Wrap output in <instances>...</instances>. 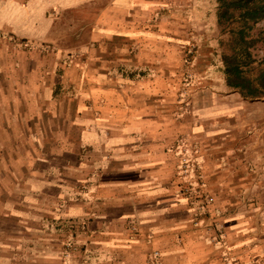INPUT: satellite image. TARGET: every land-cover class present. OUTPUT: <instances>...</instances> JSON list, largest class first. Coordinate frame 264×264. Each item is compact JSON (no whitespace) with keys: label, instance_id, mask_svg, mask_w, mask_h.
Returning a JSON list of instances; mask_svg holds the SVG:
<instances>
[{"label":"crops","instance_id":"0c3cea01","mask_svg":"<svg viewBox=\"0 0 264 264\" xmlns=\"http://www.w3.org/2000/svg\"><path fill=\"white\" fill-rule=\"evenodd\" d=\"M159 4L0 0V33L62 50L90 44L95 58L87 104L80 99L71 127L56 130L57 145L3 200L0 264H148L152 249L162 264H264V97L228 85L219 2L195 0L214 10L219 69L197 88L198 116L177 123L176 39L153 27ZM181 133L200 146L196 161L215 206L231 209L228 258L193 225L177 176Z\"/></svg>","mask_w":264,"mask_h":264},{"label":"rangeland","instance_id":"374dc122","mask_svg":"<svg viewBox=\"0 0 264 264\" xmlns=\"http://www.w3.org/2000/svg\"><path fill=\"white\" fill-rule=\"evenodd\" d=\"M196 6L195 0H160L154 16L157 17L153 25L156 31L169 33L176 39V52L169 58V65L175 70V81L179 86L174 116L180 125H184L183 116H198L197 88L205 80L215 79L219 69L212 45L214 38L209 37L213 33L209 23L214 10L211 6L207 10ZM263 21L258 22L252 30L256 39L252 49L257 59L264 56ZM227 42H224L225 50ZM88 46L90 44L82 49L62 50L50 42H24L7 32L0 33V209L5 208L6 201L3 200H6L7 193L18 192L21 181L31 175L35 160L57 145L56 130L71 127L69 121L80 99L83 98L87 104V82L91 77L89 71H93L89 63L95 61L92 55L94 50L91 51ZM254 66L258 67L255 74L259 68H264V65L258 66L257 63ZM28 106V116H21ZM186 119L187 124L191 123L190 117ZM184 135L186 133L179 134L176 142V147H179L177 176L180 178L181 193L189 199L193 225L204 233L207 241L217 248L226 249V217L231 209L221 210L215 206L210 186L196 161L200 146L192 137ZM183 146H187L188 155L197 164L195 180L198 186L191 191L187 189L180 167ZM192 193L198 194L199 198L192 200ZM130 225L137 233L136 223L132 221ZM226 250L223 257L228 258L230 254L228 248ZM156 251L162 264L163 256L159 249L149 251L148 264Z\"/></svg>","mask_w":264,"mask_h":264},{"label":"trees","instance_id":"16d2710c","mask_svg":"<svg viewBox=\"0 0 264 264\" xmlns=\"http://www.w3.org/2000/svg\"><path fill=\"white\" fill-rule=\"evenodd\" d=\"M219 26L229 34L223 53L224 71L229 86L239 89L244 96L255 99L264 97L263 58L257 59L252 46L254 26L264 19V0H218Z\"/></svg>","mask_w":264,"mask_h":264},{"label":"built area","instance_id":"2783aa9c","mask_svg":"<svg viewBox=\"0 0 264 264\" xmlns=\"http://www.w3.org/2000/svg\"><path fill=\"white\" fill-rule=\"evenodd\" d=\"M187 146H183V150L181 151V158H180V167L182 169L183 179L186 182L187 189L189 191L193 189H197L196 187V168L197 164L195 161L188 155ZM192 200H197L199 198L198 194H191ZM159 253L156 251L154 252L153 258L150 260V264H161V260L158 257Z\"/></svg>","mask_w":264,"mask_h":264}]
</instances>
